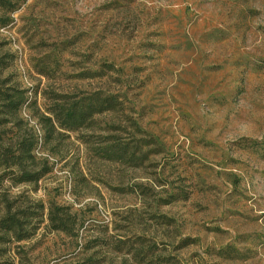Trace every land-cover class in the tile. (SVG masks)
<instances>
[{"label":"rangeland","instance_id":"1","mask_svg":"<svg viewBox=\"0 0 264 264\" xmlns=\"http://www.w3.org/2000/svg\"><path fill=\"white\" fill-rule=\"evenodd\" d=\"M0 61V264H264V0H26Z\"/></svg>","mask_w":264,"mask_h":264},{"label":"trees","instance_id":"2","mask_svg":"<svg viewBox=\"0 0 264 264\" xmlns=\"http://www.w3.org/2000/svg\"><path fill=\"white\" fill-rule=\"evenodd\" d=\"M25 2L26 0H0V27L7 26L12 20L13 13L16 12ZM1 69L2 67H0V75ZM26 100L25 90L20 89L17 86H7L5 88H0V111L1 113L10 116L12 119L18 118L19 112L24 106ZM114 100L115 95H109L103 100V103L112 105L111 103L114 102ZM76 112V107L70 108L68 110L67 117L71 118V120L75 119ZM10 117L1 118L0 127L5 122L11 121ZM68 127L73 128L71 125H69ZM3 139L4 138L2 137V132L0 130V143L3 141ZM34 147V140L22 138L19 141L17 140V142L15 143H13V141L11 140L10 144H0V163L3 164V161H6L8 163L11 162L9 163L10 165L8 167L14 165H16L17 167L22 165L23 167V162L25 159H30L32 161L34 160ZM19 168L21 169V167ZM44 173L45 172H42V170L32 171L26 170L24 168L21 170V172H14L13 179L17 182L36 181L39 180L44 175ZM27 216L28 215L25 212H22L21 214L18 211L11 212V208H8L5 216L0 218V233H2L1 237L4 238V235L7 234L15 236L18 240L28 237L29 232L25 234L23 232L24 220H22ZM49 219L53 223H56L54 224V227L56 229H67L66 220L62 216L59 217L57 213L53 214L52 212H50Z\"/></svg>","mask_w":264,"mask_h":264}]
</instances>
